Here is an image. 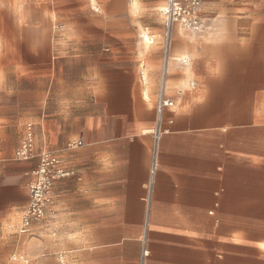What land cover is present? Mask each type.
Here are the masks:
<instances>
[{"label":"crops","instance_id":"crops-1","mask_svg":"<svg viewBox=\"0 0 264 264\" xmlns=\"http://www.w3.org/2000/svg\"><path fill=\"white\" fill-rule=\"evenodd\" d=\"M163 1L9 0L18 16L33 21L28 48L37 54L26 67H41L49 79L41 116L30 121L36 152L51 150L73 170L54 181L41 232L28 237L26 255L15 259L264 264V238H258L264 237V0H203V29H173L165 86L174 104L162 113L151 181L163 43L161 25L146 21ZM20 3L31 9L21 11ZM55 9L77 26L64 41L52 36L51 48L95 51L72 85L53 72L55 59L38 54L46 11ZM117 16L132 18L142 39L114 42L113 30L81 25ZM104 46L109 54L101 56ZM22 68L14 64L12 75ZM28 118L18 121L21 138ZM8 124L0 116V142ZM76 140L82 145L66 148ZM37 162L18 165L31 177ZM4 238L0 230V244Z\"/></svg>","mask_w":264,"mask_h":264},{"label":"rangeland","instance_id":"rangeland-1","mask_svg":"<svg viewBox=\"0 0 264 264\" xmlns=\"http://www.w3.org/2000/svg\"><path fill=\"white\" fill-rule=\"evenodd\" d=\"M51 2L55 5L58 0H51ZM163 3L154 8L155 11L152 12L154 16L146 21L148 27L159 26L160 24V35L163 34L160 14ZM25 4L20 3L21 8L19 7V9L27 12L31 7L28 4L25 6ZM202 5L203 0L201 8ZM47 6L50 9L49 2H47ZM56 10L46 11L48 18H45L44 26L47 32L42 38L44 49H40L38 54L46 59H55L53 72H61L62 76L59 79L65 81L66 85H72L79 80L84 66L87 65L89 55L91 59L95 58V51L92 49L57 51L51 48L53 37L64 41L65 37L66 39L70 37L69 34H65V31L77 26L73 19H70L69 16H60ZM50 12L53 13L48 16ZM81 12L82 17L85 14H83L84 11ZM32 23L33 21L30 18L18 16L9 0H0V116L9 121V124L4 126L5 131L0 142V230L5 235L3 242L0 244L1 264H25L18 259L19 256L15 259L13 255H26V240L32 234L41 232L39 225L41 219L32 222L28 233L19 234L17 232L22 211L28 203V185L31 177L24 175L25 169L19 167L20 161L16 160L13 154L21 138L17 131L18 121L22 117L26 118L27 114L29 118L25 121L36 122L37 117L41 116V105L44 100L42 91L49 84V79H47L46 73L41 67L31 69L26 67L31 63L32 53H34L35 58L37 54L36 51L28 48L29 43L32 41L29 30ZM81 25L86 27L89 25L95 28L104 27L107 32L113 30L114 42L122 41L124 36L130 42H137L142 39L140 38V31L135 32V29H137L135 21L125 16L107 19L104 24L100 20H90L87 21V24L83 23ZM125 30L130 31V34L124 33ZM104 43L109 44L110 42L105 41ZM115 53H120V51ZM106 54H109V50L104 46L103 50L99 51V55L104 56ZM14 64H18L23 68L12 75ZM56 79L58 80L57 77L54 78L53 84L57 82ZM30 107H33L34 113H25V110ZM31 116L34 118L32 119ZM36 223L37 227L34 228Z\"/></svg>","mask_w":264,"mask_h":264},{"label":"built area","instance_id":"built-area-1","mask_svg":"<svg viewBox=\"0 0 264 264\" xmlns=\"http://www.w3.org/2000/svg\"><path fill=\"white\" fill-rule=\"evenodd\" d=\"M202 0H164L160 8V14L163 24V34L161 35L162 48V69L161 82L159 87L158 99L155 105L156 119L155 126L151 130L153 139V150L150 162L151 181L157 164V152L160 138L163 134L162 113L165 108L171 107L174 101L166 92V72L169 60L171 59V38L174 27L183 31H199L204 28L205 21L201 11ZM146 40V39H145ZM153 43V38L148 41ZM181 63H186L184 58ZM82 145V141H68L66 148H75ZM38 158L36 166L31 170V180L28 185V203L23 210L18 232L26 234L30 231L32 222L42 218L44 214V205L50 198V191L54 181L73 174V170L67 167L63 159L51 150L36 152L34 124L26 122L24 133L18 147L14 151V158L18 161H28ZM146 251H143V255Z\"/></svg>","mask_w":264,"mask_h":264},{"label":"bare ground","instance_id":"bare-ground-1","mask_svg":"<svg viewBox=\"0 0 264 264\" xmlns=\"http://www.w3.org/2000/svg\"><path fill=\"white\" fill-rule=\"evenodd\" d=\"M145 39L149 40V37L145 34Z\"/></svg>","mask_w":264,"mask_h":264}]
</instances>
